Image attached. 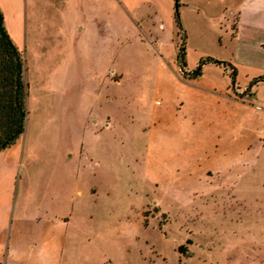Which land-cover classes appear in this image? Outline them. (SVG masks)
Wrapping results in <instances>:
<instances>
[{"label":"rangeland","instance_id":"rangeland-1","mask_svg":"<svg viewBox=\"0 0 264 264\" xmlns=\"http://www.w3.org/2000/svg\"><path fill=\"white\" fill-rule=\"evenodd\" d=\"M178 13L186 67L194 71L206 57L227 59L231 47L214 14L180 13L179 7ZM52 15L43 9L41 24L50 25ZM101 32L113 41L119 80L66 70L71 61L58 45L46 57L28 39L20 48L27 82L23 132L37 137L36 151L47 152V164L74 170L84 191L74 196L67 263L264 264V132L235 187H199L186 197L161 153L169 150L156 145L151 155L145 152L155 112L176 98V70L183 79L195 76L175 60L180 35L162 37L156 52L119 19ZM211 63L200 68L221 84L225 77ZM160 70L171 78L157 84ZM205 178L217 186V175Z\"/></svg>","mask_w":264,"mask_h":264},{"label":"crops","instance_id":"crops-1","mask_svg":"<svg viewBox=\"0 0 264 264\" xmlns=\"http://www.w3.org/2000/svg\"><path fill=\"white\" fill-rule=\"evenodd\" d=\"M178 2L180 13L214 14L211 19L223 25L231 53L222 61L234 72L232 80L223 66L208 62L225 77L219 84L217 75L205 76L202 68L187 79L177 69L176 98H167L155 112L156 121L150 122L146 154L168 149L161 153L176 170V186L190 197L199 187H235L264 132V82H252L264 77V0ZM173 8V0H0L4 27L19 50L28 39L35 50L43 48V55L51 56L58 45L71 61L66 70L70 66L114 81L122 74L112 64L113 41L101 30L116 26L119 19L139 41L159 52L162 37H176ZM43 9L54 19L46 27L41 24ZM184 70L192 74V69ZM158 73L157 84L171 78L162 70ZM36 139L24 131L0 150V264H68L74 196L84 191L74 170L46 163L47 152L36 151ZM247 146L252 147L244 153ZM214 175L217 186L205 178Z\"/></svg>","mask_w":264,"mask_h":264},{"label":"trees","instance_id":"trees-1","mask_svg":"<svg viewBox=\"0 0 264 264\" xmlns=\"http://www.w3.org/2000/svg\"><path fill=\"white\" fill-rule=\"evenodd\" d=\"M174 1L173 20L176 33L180 35V44L177 47L175 59L184 67L183 60V30L179 21L178 0ZM212 62L226 67L228 64L211 57L199 60L195 67V75L199 74L201 64ZM24 58L21 51L11 40L0 11V150L12 144L24 130L26 118L25 97L27 94V82L24 78ZM230 78L233 80L234 72L230 71ZM261 80L263 76L256 77L252 82Z\"/></svg>","mask_w":264,"mask_h":264},{"label":"water","instance_id":"water-1","mask_svg":"<svg viewBox=\"0 0 264 264\" xmlns=\"http://www.w3.org/2000/svg\"><path fill=\"white\" fill-rule=\"evenodd\" d=\"M194 71H192V73H193Z\"/></svg>","mask_w":264,"mask_h":264}]
</instances>
